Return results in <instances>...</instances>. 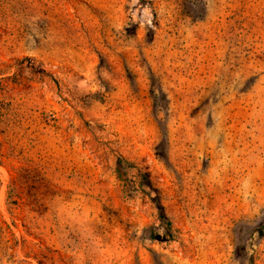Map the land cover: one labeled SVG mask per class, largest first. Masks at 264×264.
<instances>
[{
    "label": "rangeland",
    "instance_id": "1",
    "mask_svg": "<svg viewBox=\"0 0 264 264\" xmlns=\"http://www.w3.org/2000/svg\"><path fill=\"white\" fill-rule=\"evenodd\" d=\"M0 264H264V0H0Z\"/></svg>",
    "mask_w": 264,
    "mask_h": 264
},
{
    "label": "trees",
    "instance_id": "2",
    "mask_svg": "<svg viewBox=\"0 0 264 264\" xmlns=\"http://www.w3.org/2000/svg\"><path fill=\"white\" fill-rule=\"evenodd\" d=\"M40 72H41V73H43V74H45V73H46V72H44V70H42V69L40 70ZM159 218H160L161 220H162V219L164 220V218H165V217H164V215H163V214H160V217H159ZM164 222H165V227H164V228L169 230V227H170V224H169V222H168L167 220H166V221H164Z\"/></svg>",
    "mask_w": 264,
    "mask_h": 264
}]
</instances>
